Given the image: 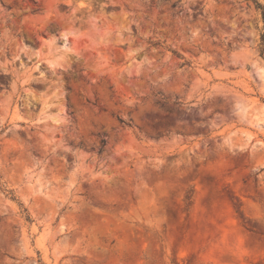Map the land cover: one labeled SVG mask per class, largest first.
Segmentation results:
<instances>
[{"label": "rangeland", "instance_id": "1", "mask_svg": "<svg viewBox=\"0 0 264 264\" xmlns=\"http://www.w3.org/2000/svg\"><path fill=\"white\" fill-rule=\"evenodd\" d=\"M263 31L264 0H0V264H264Z\"/></svg>", "mask_w": 264, "mask_h": 264}, {"label": "trees", "instance_id": "2", "mask_svg": "<svg viewBox=\"0 0 264 264\" xmlns=\"http://www.w3.org/2000/svg\"><path fill=\"white\" fill-rule=\"evenodd\" d=\"M261 41H262V44H264V31H263V33H262V35H261ZM260 56L264 59V46H262L261 48H260ZM119 122L120 123H123V121L122 120H119ZM101 144H102V146L105 144V141H101Z\"/></svg>", "mask_w": 264, "mask_h": 264}]
</instances>
